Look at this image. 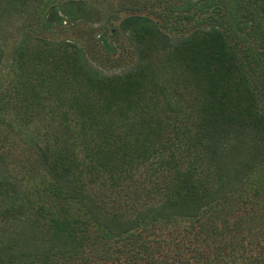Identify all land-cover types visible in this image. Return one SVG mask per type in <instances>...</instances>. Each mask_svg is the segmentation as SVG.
Listing matches in <instances>:
<instances>
[{"label":"trees","instance_id":"obj_1","mask_svg":"<svg viewBox=\"0 0 264 264\" xmlns=\"http://www.w3.org/2000/svg\"><path fill=\"white\" fill-rule=\"evenodd\" d=\"M65 22L54 8L45 26ZM121 29L139 61L117 77L73 43L19 46L30 90L62 99L73 125L59 151L37 146L51 206L0 177V264H264V113L240 44L216 28L173 44L148 16ZM83 169L106 189L88 191ZM132 180L144 204L115 208L107 192Z\"/></svg>","mask_w":264,"mask_h":264},{"label":"rangeland","instance_id":"obj_2","mask_svg":"<svg viewBox=\"0 0 264 264\" xmlns=\"http://www.w3.org/2000/svg\"><path fill=\"white\" fill-rule=\"evenodd\" d=\"M189 1L192 7L186 11ZM248 1L0 0L1 179L23 186L37 205L51 206L49 197L39 199L35 194V187L46 178L42 177L44 172L37 146L59 151V142L68 136L67 127L73 125L63 117V112L72 111L61 102L62 99L47 93L46 88L39 87V97L30 90L25 75L27 57L22 60V68L15 62L16 52L25 39L33 43L35 40L73 43L84 52L88 67L104 76L117 77L132 71L139 61V44L121 29V22L126 17H150L159 23L173 44L196 30L216 28L231 44H240L243 61L250 62L248 75L264 113V18H260L259 3L249 7ZM54 8L66 22L45 26L46 17ZM31 48L33 45L26 50L28 55ZM96 177L83 169L81 180L88 191L106 189L100 184L105 179L102 174L100 178ZM94 178L99 179L96 185L92 183ZM167 178L164 176V180ZM140 183L132 180L109 189V192L106 190L116 202L115 208L126 210L132 205L140 208L144 203L138 206L137 201L129 200V195L134 196L141 189Z\"/></svg>","mask_w":264,"mask_h":264}]
</instances>
